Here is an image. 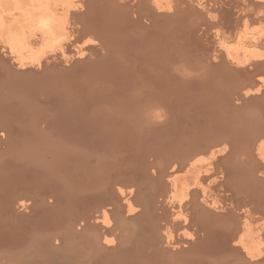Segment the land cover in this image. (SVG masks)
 Here are the masks:
<instances>
[{
    "label": "bare ground",
    "instance_id": "obj_1",
    "mask_svg": "<svg viewBox=\"0 0 264 264\" xmlns=\"http://www.w3.org/2000/svg\"><path fill=\"white\" fill-rule=\"evenodd\" d=\"M2 2L0 264H264V1Z\"/></svg>",
    "mask_w": 264,
    "mask_h": 264
},
{
    "label": "rangeland",
    "instance_id": "obj_2",
    "mask_svg": "<svg viewBox=\"0 0 264 264\" xmlns=\"http://www.w3.org/2000/svg\"><path fill=\"white\" fill-rule=\"evenodd\" d=\"M3 2H2V5H3V12H2V15H4V16H2L3 17V27H5L6 28V30H13V31H15V30H20V29H25V28H23V26H24V24H25V17H23L20 13H16V12H14V11H12V7H11V4H10V0H2ZM168 1V0H167ZM257 2L258 1H264V0H256ZM5 10V11H4ZM259 11H255V13H258ZM18 14V15H17ZM20 14V15H19ZM18 16V17H17ZM21 17V18H20ZM22 17L24 18V19H22ZM247 18V17H246ZM23 20V21H22ZM131 21V20H130ZM143 21V20H142ZM142 21H141V23H142ZM259 21H263L264 22V19L263 20H259ZM258 21V22H259ZM263 22H261L262 24H257V23H254L255 25H257L258 26V28H257V26H255V25H251V27H249V33H250V31L252 30V32L251 33H254V38H258V36H259V38L261 37V35H259V34H262V30H264V23ZM130 23H132L131 25H134L133 24V22L131 21ZM260 23V22H259ZM134 26H136V25H134ZM263 27V28H262ZM196 28L197 29H193L194 31H196V30H198V28H200V29H203V28H201V26H199V25H197L196 26ZM256 28V29H255ZM257 29H259L258 31L260 32V33H258V31H257ZM201 31V30H200ZM255 31V32H254ZM256 31H257V35H255V33H256ZM198 34H201V33H199V31H198ZM257 36V37H256ZM252 39H253V37H252ZM251 40V39H250ZM233 41V40H232ZM232 41H229L228 42V44H227V47L228 48H232L233 50H234V47H233V44H234V42L231 44L230 42H232ZM256 41V40H255ZM227 42V41H226ZM259 42V40H257L256 42H253V43H258ZM229 43L231 44V46H229ZM249 43V42H248ZM234 46L236 47V45L234 44ZM249 46L252 48V50L253 51H251L250 49H249ZM249 46H245L244 48H245V51H244V49H242V47L243 46H241L240 48L239 47H236L235 48V50L234 51H232V53L235 55V56H238V55H242V54H244L245 56L243 57V56H241L242 57V59H240V56H239V59L242 61H244V58H245V64L247 65L248 63V61L250 62V60L249 59H247V58H252L253 60H251V62L252 61H256V60H260V59H262V57L264 58V56H262V55H264V48H262V49H259L258 47H255L254 48V46H251V45H249ZM259 46V45H258ZM237 49H239L238 51H237ZM242 49V50H241ZM256 49V50H255ZM247 50V51H246ZM263 52H262V51ZM242 51H244V52H242ZM259 51V52H258ZM260 52H262L261 53V55H260ZM239 53V54H238ZM118 55H120V54H118ZM249 56V57H248ZM247 60V61H246ZM174 69H175V67H174ZM177 71V70H176ZM176 71H175V74H177L178 73V71H177V73H176ZM186 71H189L190 73L192 72L191 70H189V69H186ZM180 73V72H179ZM178 75V74H177ZM178 76H181L182 78H181V80H183L184 79V77H183V75L181 74V75H178ZM256 77H259V76H256ZM263 77V76H262ZM263 86L262 87H264V84H262ZM261 90H264L263 88H260ZM253 90V89H252ZM136 131V130H135ZM209 156L211 157V155H205V157L207 158H209ZM205 157H203L204 159H205V161L204 162H202L201 164H198L199 166L198 167H195V168H193V171H189L188 173H186V175H182L183 174V172H182V174H181V172H178V173H175L174 174V179H177V180H175L176 181V186L177 187H180V186H182V185H184V184H193V182H194V178L196 177V176H198V178H203V177H205L204 175H208L209 174V176L210 175H212V176H207V179H205L206 181V183L205 182H202L201 181V185L203 186L204 184H206V185H204L203 187H202V189L204 188L205 189V191L207 192V194L209 193L210 194V192H211V194H213V193H215V191H213L212 189H210V188H208L209 187V183L210 182H212L213 183V181L215 182L216 181V179L217 178H215V176H214V174H213V166H212V164L211 163H214L213 165H215V163H216V161H214L215 159H213V157H212V159L211 158H205ZM203 159V160H204ZM210 160H212V161H210ZM214 161V162H213ZM204 163H207V164H205V165H207V166H205L204 165ZM208 164H210L209 165V168H208ZM201 165V166H200ZM204 165V166H203ZM207 167V168H206ZM211 167H213V168H211ZM204 168H206V169H209V172H208V170L206 171V169H204ZM201 170V171H200ZM212 170V171H211ZM203 171L205 172V174L203 173ZM197 172V173H196ZM206 172H208L207 174H206ZM216 172V170L214 171V173ZM204 174V175H203ZM206 178V177H205ZM211 180H210V179ZM214 178V179H213ZM185 180H186V182H185ZM189 180V181H188ZM208 181V182H207ZM183 182V183H182ZM189 182V183H188ZM200 183V182H199ZM203 183V184H202ZM212 183H210V185L212 184ZM217 183V182H216ZM215 184V183H214ZM212 191H213V193H212ZM205 192V193H206ZM211 196V195H210ZM213 196L214 197H217L218 199L220 198V195H217V196H215V194H213ZM212 196V197H213ZM175 210H177V208L175 207V209H174V211ZM175 216V215H174Z\"/></svg>",
    "mask_w": 264,
    "mask_h": 264
}]
</instances>
